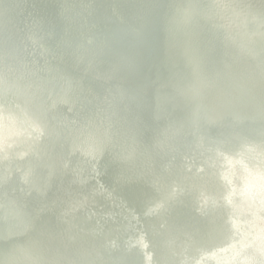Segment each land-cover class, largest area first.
<instances>
[{"label": "bare ground", "instance_id": "6f19581e", "mask_svg": "<svg viewBox=\"0 0 264 264\" xmlns=\"http://www.w3.org/2000/svg\"><path fill=\"white\" fill-rule=\"evenodd\" d=\"M27 1L31 7L23 9L18 0H0L3 6L9 7L8 11L13 23L21 24L25 19H28L29 15H33L47 25L45 30L38 31L31 27L26 28L25 31L29 39L39 33L47 39L43 53L48 52L50 59L47 61L50 62L53 69L52 81L46 80V76L41 73L36 74L33 79L44 81L50 90L61 89L71 94L66 95L62 92L53 94L54 99H61L68 105L69 111L66 117L70 123L73 122V114L76 112L77 115L80 112L83 113L82 121L85 124L97 119L98 111L95 105L92 102L86 105L80 104V96L91 98L97 95L101 108H104L107 106L108 100L105 90L113 91L110 93L116 95L115 100L112 106L108 107L111 108L113 117L106 113L104 115L105 123L124 137L125 143L122 145L114 138L105 137L104 134L99 136L102 141H108L112 149L105 155L108 165L102 166L105 179L90 178V183L93 186H99L101 181L104 182L108 191L107 195L95 196L90 194L88 188L74 187L71 184V176L65 173L59 174L58 171L64 168L62 158L47 153V151L53 152L52 150L57 149L59 145L69 147L71 145L69 140L62 139L60 142L50 144L49 147L37 144L36 147L41 156L34 159L28 155L31 147L26 149L25 145L31 138L24 136L23 128L14 123L8 127L4 118L0 117V156L4 149L3 162L5 163L10 156H16L18 153L15 165L20 169L25 164V160L35 161L37 169L30 172L33 176L31 182L33 186L44 185L47 188L45 194L30 192L23 197L20 205L28 214L23 219L24 224L21 226L11 223L0 214V264H18L16 261L18 254L13 251L16 247H22L21 255L28 260L29 264H84L85 262L137 264L141 260V255L135 248H131L129 251L131 254H128L122 248L112 250L104 244L108 238L105 233L107 228L121 232L126 238L131 236L133 228L129 226L130 222L125 216L111 217V214H120L119 209L112 202V199H116L113 187L120 191V197L125 200L127 205L142 215L143 229L151 236L153 242H168L169 237L166 235L165 229H169L176 233L181 240H187L190 237L196 244L203 239L212 245L215 244L218 241L219 233L212 231L205 221L197 218L192 211L197 203L195 191L201 188V185L188 188L185 197L180 200L167 188L172 185V180L173 183L179 184L185 179L189 180L190 177H187L184 171V164L166 166L160 163L163 161V157L172 155L171 141L167 140L165 132L170 133L171 136H167L175 139L174 141L178 143L182 152L189 153L194 149L193 136L181 135L182 131L180 130L182 125L188 124L196 132L201 118L198 117V121L188 120L187 102L182 98H168L164 92L169 89H183L188 92L191 84L206 88L203 98L212 104V111L207 110L196 98L192 97L188 102L193 109H198L197 113L201 112L204 116H208V125L203 126L200 130L203 137L216 136L228 139L233 136L231 133L234 132H229L224 124H219L215 119L217 114H221L226 122L237 128H241L243 122L251 121L253 124L251 133L258 136L257 124L264 122V114L257 113L252 100L259 99L264 103V91L256 92L251 88V83L255 82L264 86V80L253 77L242 67L241 64L245 57L239 55L230 44L228 48H225L222 36L205 30L211 24V20H207V16L199 19V26H190L179 21L185 15L184 10L191 8L190 0H89L91 5L88 4V7L93 9L86 16V20L92 26L99 42H105L106 46L104 47L100 44H83L81 35L90 36V33L93 32L89 31L91 28L81 27L75 21L63 17V12L81 10L87 0L72 2L69 0ZM255 8L264 14V0L257 1L253 7L249 8V11L253 12ZM103 20H108L109 26L101 24ZM3 26L8 30V38L3 40L0 36V58L3 52L9 50H12L16 55H21L18 48V36L12 31L10 23L0 18V28ZM127 27L132 30L126 29ZM133 30H136L138 34ZM114 35L121 36V38ZM57 41H62L63 47H59ZM187 42L193 45L194 50L189 51L185 47ZM117 44L121 51L116 50ZM261 46L264 48V39H261ZM87 52L102 59L106 65L92 64L84 56ZM195 59L200 62L206 78L210 81L208 85L193 72V60ZM222 64L228 68L223 67ZM5 66L10 67L6 63ZM79 67L87 69L90 75L81 76L78 72ZM113 70L119 71L117 75L121 79L122 89L120 95L114 92L117 84ZM29 72L30 70L27 72V78ZM173 75L182 77V80H173L171 78ZM233 75L239 77L240 80L233 82L231 80ZM32 76L33 74H30V77ZM8 81L12 82L13 80L8 77ZM62 82L69 87V91ZM218 89L226 90L234 100L241 102L242 105L234 111L227 110L221 98L215 93ZM236 90L237 92L240 90L242 93L237 94ZM30 93L34 95L33 92ZM131 95L135 96L137 100L131 101ZM15 99L16 101L21 100ZM145 99L156 102L169 114L158 116L152 110L144 108L143 101ZM238 110L248 120L235 119L233 114ZM43 113H45L44 110ZM122 117L129 118L131 124L124 125L121 122ZM44 123L46 127H55L51 120L43 122V128ZM129 128L137 131L139 138L125 136V132ZM230 147L236 148L235 150L240 148L232 139ZM124 148L130 151L127 153L132 154V160L121 156V151ZM150 155L156 156V160L148 163L147 159ZM261 161L255 164L252 158L249 159L247 168L251 170H248L245 175H241L238 170V177L233 181V186L230 184L229 191L232 192L229 198V217L231 216L233 224L228 235L229 238L225 241L228 246H224L219 251L221 264H243L248 251L252 249L258 252L264 251V160ZM47 164H50V171L54 174L51 178L43 176ZM215 165L220 167L217 162ZM232 165L229 163V169L232 168ZM233 166L235 170L238 168L236 164ZM166 172L169 174L167 175ZM171 173L173 177H171ZM124 174L128 178L125 179ZM210 175L217 177L221 174L216 168ZM194 178L197 184L202 183L200 179ZM4 187L11 190L13 194L19 193L20 186L15 179L6 181ZM215 189L214 185L209 190L211 196ZM65 191H68L69 195ZM71 193L78 198H71ZM1 195L0 188V201L17 203L15 197L4 199ZM238 196L240 197L238 198ZM83 199L92 206L94 212L92 215L79 211H77L79 213H71L72 215L63 214L66 204L77 201L79 205L82 204ZM158 200H164L173 207L157 214L141 212L144 206H152ZM180 201H183V204ZM42 206L46 207L48 212L35 216V211ZM96 215L106 216L107 224L103 228L101 227L94 236L92 228L95 227L94 218ZM210 215H219V211L211 210ZM199 231L201 233L198 234ZM13 233L18 234L19 237L13 236ZM69 235L82 239V247L85 249L99 251L108 256L94 258L86 253H81L84 263L73 261L72 258L79 253L71 245ZM93 236L99 241V244L93 245L90 242V238ZM26 237H29L30 241H27ZM29 248L33 250V253L27 252ZM196 248L194 249L195 254H197L196 251L199 253V249ZM238 249L240 252L234 262H228L230 256L237 253ZM155 252L161 258L162 264H172L173 256L182 257L177 251L173 252L163 246L156 248ZM199 255L196 262L211 264V261L207 260L204 255L202 256L201 253ZM59 257L63 261H60Z\"/></svg>", "mask_w": 264, "mask_h": 264}, {"label": "water", "instance_id": "95a60500", "mask_svg": "<svg viewBox=\"0 0 264 264\" xmlns=\"http://www.w3.org/2000/svg\"><path fill=\"white\" fill-rule=\"evenodd\" d=\"M19 5L25 9L30 8V4L27 0H18ZM75 0H69L72 2ZM259 0H190L191 8L184 10L185 15L179 19V21L189 24L190 26H199V19L207 16V20H211V24L205 29L207 32H215L223 37L224 46L228 48L229 44L232 45L235 51L245 57V60L241 64L253 77H258L264 80V48L261 46V39H264V14L255 8L253 12L249 11V8L253 7L255 3ZM88 4L91 5V1L87 0L86 5L81 8L79 11H68L63 12V17L67 20H73L75 23H78L81 27L91 28L90 36L81 35V41L83 44L106 46L105 42H99L97 35L94 33L92 26L87 22L86 16L89 15L90 10ZM9 7L3 6L0 2V18L6 20L10 23V27L14 34L19 38L18 48L21 52V55H16L13 51L9 50L2 53L0 58V117L4 118L7 126L10 127L14 124L18 125L20 128H23L24 136L31 138L27 143L26 149L31 147L28 151V155L36 159L41 156L39 149L36 147L37 144L47 145L55 144V142H60L62 139L69 140L71 145L69 147H64L59 145L57 149L47 151L48 154H53L62 158L64 168L58 171L59 174H67L71 176V184L74 187L78 188H88L91 195H107V187L105 183L101 181L99 186H93L91 182V177L93 179L103 180L105 177L104 172L102 171V166L106 167V158L105 155L112 149L108 141H102L101 134L114 138L117 142L124 145L125 139L122 137L113 127L105 123L104 115L107 113L113 117L111 107L114 103L115 96L110 92L107 93V106L101 108L100 99L97 95L92 96L91 98L79 97L80 104H87L92 102L97 111V119L94 122H87L85 124L82 121L84 116L82 112L77 115V112L73 114V122L70 123L67 120L66 114L69 111V107L65 101L61 99H54L53 94H59L62 92L66 95H71L64 90H50L47 84L40 79H33L36 74L41 73L46 76V80H53V69L47 60L50 59L48 52H44V46L46 45V38L42 34H35V36L29 39L26 34V28H33L34 30H45L47 25L44 21L36 19L33 15H29L28 19H25L24 22L13 23L9 14ZM81 12V14H79ZM209 20V21H210ZM104 26H109L110 22L108 20H103L102 23ZM125 27L126 25L123 24ZM4 27V26H3ZM0 28V36L3 40L8 38V30L6 27ZM126 29L132 30L129 27ZM136 34L138 32L133 30ZM117 38L121 36L114 35ZM23 38V39H21ZM59 47H63V42L57 41ZM185 47L190 51L194 50V47L191 43H185ZM117 51H121L120 46L117 44ZM1 56V50H0ZM38 56V58H36ZM85 58L94 65L105 66V62L95 56L94 54L87 52ZM256 60V61H255ZM5 63L10 67H6ZM194 69L193 72L205 82L207 85L210 81L206 78L205 72L200 64V62L195 59L193 60ZM223 67L228 68L225 64H222ZM29 76L27 78V72ZM114 79L116 80V88L114 92L117 95H120L122 92L120 85V77L118 70H113ZM78 72L81 76L90 75L87 69L83 67L78 68ZM30 74H33L30 77ZM8 77L12 78V82L8 81ZM171 78L175 81H181L182 77L173 75ZM29 79V80H28ZM231 80L233 82H238L239 77L233 75ZM62 84L68 90L63 82ZM251 88L256 92L264 91V86H261L255 82L251 83ZM206 88H202L200 85L191 84L189 87V93L183 89H169L164 92V95L168 98H182L186 101L187 109L189 111L188 120L198 121L199 127L196 132L187 124L182 125L180 131L185 136H193L194 139V149L189 153L182 152L178 143H176L172 138L169 132H165L167 135L165 137L167 140L171 141L170 147L172 148V155L163 157L162 163L166 166H174L184 164V171L187 174V177H190L189 180L185 179L179 184L173 183L172 185L167 186L171 194H173L179 200L185 197L188 192V188H195L196 185H201V188L196 189L195 199L197 200L196 206L192 209L193 214L199 218L203 219L207 226L215 232H218L217 242L215 244H210L208 241L203 239L201 242L196 244L189 237L187 240H181L176 233L169 229H165V233L169 240L168 242L159 241L153 242L151 236L143 229L144 221L142 215L137 213L133 208L125 203V200L120 197L119 190L113 187V191L116 192V199H112L114 205L119 209V215L111 214L112 218H119L120 216H125L130 222V227L132 226V234L130 237H125L121 232L113 231L110 229H104L107 233L108 238L104 241L107 248L115 250L117 248L124 249L128 254L131 248H135L136 251L140 252L141 260L137 264H162L161 258L155 252V249L158 247H164L170 249L173 252L177 251L182 257L173 256L172 264H207L203 262H196L200 253L202 256L211 261V264H221L219 259V251L224 246H228V243L225 244V241L228 240V235L231 231V226L233 220L231 216L229 217V198L232 191L230 184L233 183L238 177V170L241 175H245L248 170H251L248 167L249 159L252 158L253 162H262L264 160V122L257 124L258 136H254L251 132L253 131V124L251 121L243 122L241 128L233 126L231 123L226 122L225 118L221 114H217L215 119L219 124H224L225 128L231 133L232 137H227L228 139H221L216 136L213 137H203V134L200 133V130L203 126H207L208 116H204L203 113L198 112V109H193L189 105V99L196 98L201 105H203L207 110L212 111V104L203 98V93ZM103 90V89H102ZM30 92H33L32 95ZM237 92V90H236ZM216 95L221 98L223 105L227 110L234 111L236 108L242 105L241 102H237L233 99V96L224 89L216 90ZM242 93L240 90L237 94ZM15 98L21 99L16 101ZM131 101L137 100L133 95L130 96ZM254 103L257 113L264 114V103L259 99L252 100ZM143 107L152 110L158 116H167L169 113L167 110L162 108L156 102L145 99L143 101ZM43 110L45 113H43ZM141 113V112H139ZM202 115V117H201ZM235 119H246L247 117L241 112H234ZM85 118V117H84ZM251 119V118H249ZM51 120L54 123V128L46 127L44 123V128L42 123L45 121ZM85 121V120H84ZM121 122L124 125L131 124L129 118L122 117ZM210 122V121H209ZM216 122V121H215ZM207 123V124H206ZM7 128V127H6ZM103 135V136H104ZM130 136L133 138H139V134L134 129L129 128L125 132V136ZM126 138V137H125ZM236 142L240 147L236 148L230 147V140ZM178 142V141H177ZM12 144V143H11ZM10 144V145H11ZM165 145V144H164ZM3 153L0 156V188L1 196L4 199L15 197L17 203H8L7 201H0V214L3 218L7 219L11 223H17L19 226L24 224L23 219L27 216L28 212L21 207V202L24 196L30 192L45 194L47 188L44 185L33 186L32 174L37 169L36 162L33 160H25L22 169L18 168L15 163L17 162L16 156H10L6 162H3L2 157ZM129 150L125 148L121 151V156L125 159H133L132 154H128ZM156 160V156L150 155L147 159L148 163L150 161ZM158 160V158H157ZM218 163L220 167H217L215 163ZM229 163L233 165H238V168L235 170L234 166L229 169ZM133 165V164H131ZM181 166V165H180ZM218 168V171L221 175L213 177L210 173ZM50 164L45 166L43 176L45 178L53 177L52 171H50ZM223 170V173L221 171ZM167 175L169 172H166ZM244 173V174H243ZM126 179L128 176L123 175ZM171 177L173 174L171 173ZM201 180V184H197L196 179ZM11 179H15L19 183V193L13 194V192L4 187L5 182H9ZM105 179V178H104ZM224 185H223V184ZM216 186L215 192L209 193V190ZM233 186V184H232ZM69 195L68 191H65ZM71 198H78L75 194L71 193ZM237 197V196H236ZM240 196H238L239 198ZM183 204V201H180ZM109 204L112 206V203L109 201ZM65 205V204H64ZM65 211L63 214H70L74 212H82L85 214H93V208L86 200H82V204L70 203L65 205ZM170 203L164 200H158L152 206H144L141 209V212L144 214L159 213L171 209ZM80 209V210H79ZM211 210H218L219 215L212 216L210 215ZM48 212V209L44 206L35 211V216H40ZM77 212V213H79ZM64 219V217H62ZM95 227L92 228V232L95 234L98 233L100 228L104 227L107 224V217L97 216L94 218ZM245 231H247L245 229ZM198 234L201 231L197 232ZM1 234V233H0ZM13 233V236L19 237L18 234ZM17 235V236H16ZM90 238V242L93 245L99 244L98 240L95 237ZM68 238L71 241V245L75 249L77 256L73 257L72 260L76 262H83L81 253H86L89 256L94 258H105L108 255L101 253L99 251H89L82 247V239L75 236L69 235ZM27 241H30L29 237H26ZM224 242V243H223ZM234 245V244H233ZM197 247V248H196ZM199 249V253L194 249ZM18 254L17 263L18 264H29L28 260L21 255L22 247H16L13 250ZM27 252L33 253L32 249H28ZM240 250L238 249L237 253L231 255L228 262H234ZM127 254V255H128ZM196 256H195V255ZM60 261H63L62 258H58ZM84 264H99L97 262H85ZM243 264H264V251L258 252L255 250L248 251L247 258L244 260Z\"/></svg>", "mask_w": 264, "mask_h": 264}]
</instances>
